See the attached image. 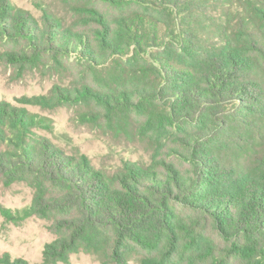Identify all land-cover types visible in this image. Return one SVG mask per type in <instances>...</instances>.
I'll return each mask as SVG.
<instances>
[{
	"label": "trees",
	"instance_id": "1",
	"mask_svg": "<svg viewBox=\"0 0 264 264\" xmlns=\"http://www.w3.org/2000/svg\"><path fill=\"white\" fill-rule=\"evenodd\" d=\"M74 2L70 26L0 0V35L23 44L1 58L22 69L74 56L97 75L110 69L109 91L85 83L25 103L83 104L98 109L83 122L107 118L126 131L141 115V133L160 144L147 167L107 176L37 136L44 118L0 102V178L39 187L31 205L0 214L12 223L57 216L45 264L80 249L127 264L131 246L145 252L139 264H264V0ZM0 264L29 263L4 254Z\"/></svg>",
	"mask_w": 264,
	"mask_h": 264
},
{
	"label": "rangeland",
	"instance_id": "2",
	"mask_svg": "<svg viewBox=\"0 0 264 264\" xmlns=\"http://www.w3.org/2000/svg\"><path fill=\"white\" fill-rule=\"evenodd\" d=\"M8 1L16 8L29 12L39 23L45 14L61 18L70 26L78 22L77 12L73 9L74 0ZM96 7L99 8L100 5L97 4ZM22 47L23 44H14L0 35V102L24 108L44 118V127L32 129L37 136L47 139L68 156L85 158L91 166L107 176L122 171L127 163H137L143 167L152 163L155 148L160 144V140L154 142L152 134L146 137L141 133L138 125L144 121L141 115L133 117L136 124L126 131L115 128L107 118H101L97 123L83 122L81 113L91 109L98 110L93 107L89 109V106L83 104L65 103L53 106L44 103L39 106L25 103L26 98L44 96L50 99V96H55L57 88L75 91L85 83L106 93L109 89L103 84V78H107L108 73L112 74L110 69L102 71V75H97L87 70L84 63L74 56L54 59L45 55L22 69L6 63L1 58V53ZM170 160L180 168L187 167L176 159ZM34 185L30 180L6 183L0 178V207L12 212L28 207L39 188ZM43 188L46 196L56 192L48 185H43ZM56 217L31 216L22 222L12 223L0 214V257L9 254L11 258H21L29 264H45L44 247L58 236L52 229ZM206 234L219 247L226 245L211 231ZM144 255L143 250L131 246L125 253V259L127 264H139ZM55 264H103V255L101 252L90 253L80 249L69 256L67 263Z\"/></svg>",
	"mask_w": 264,
	"mask_h": 264
}]
</instances>
